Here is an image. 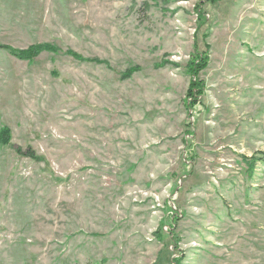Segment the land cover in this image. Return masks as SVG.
<instances>
[{"label":"rangeland","instance_id":"rangeland-1","mask_svg":"<svg viewBox=\"0 0 264 264\" xmlns=\"http://www.w3.org/2000/svg\"><path fill=\"white\" fill-rule=\"evenodd\" d=\"M0 44L52 47L0 50V264H264V0H0Z\"/></svg>","mask_w":264,"mask_h":264},{"label":"trees","instance_id":"trees-1","mask_svg":"<svg viewBox=\"0 0 264 264\" xmlns=\"http://www.w3.org/2000/svg\"><path fill=\"white\" fill-rule=\"evenodd\" d=\"M200 18V17H199ZM1 49H7L10 54L13 56H16L18 58H27L35 56L36 54H39L42 51H49L52 50L51 46L47 45H34L31 46L26 51H15L13 49H8L0 44V50ZM207 64V56L206 52L200 53L197 57H192L191 61L188 64V70L193 74L196 75L198 71L203 69ZM202 94V87L201 83L192 80L190 81V85L186 91L187 98H190L189 101H187V107L192 108L193 105L198 101V97ZM8 131L6 129L0 130V140L2 143H7L8 140ZM243 160L245 161V164L250 168L252 165L259 161L264 164V151H259L256 153V155H253L252 157H243Z\"/></svg>","mask_w":264,"mask_h":264}]
</instances>
